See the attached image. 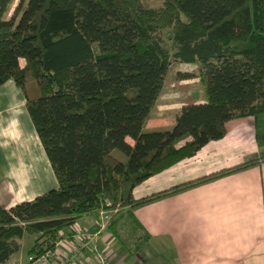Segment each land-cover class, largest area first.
<instances>
[{
	"label": "trees",
	"instance_id": "trees-1",
	"mask_svg": "<svg viewBox=\"0 0 264 264\" xmlns=\"http://www.w3.org/2000/svg\"><path fill=\"white\" fill-rule=\"evenodd\" d=\"M23 62V64H22ZM203 103L174 124L147 127L166 86L194 78ZM13 81L57 188L0 207V264L53 253L84 217L108 215L129 256L151 236L135 211L264 163V0H0V86ZM251 117L258 153L233 167L134 198L133 189ZM94 231H98L95 224ZM27 257V258H28Z\"/></svg>",
	"mask_w": 264,
	"mask_h": 264
},
{
	"label": "crops",
	"instance_id": "crops-1",
	"mask_svg": "<svg viewBox=\"0 0 264 264\" xmlns=\"http://www.w3.org/2000/svg\"><path fill=\"white\" fill-rule=\"evenodd\" d=\"M226 127L223 139L207 143L193 157L135 187L134 198L228 169L258 153L251 117L231 120ZM56 188L24 96L9 80L0 86V207L12 208ZM134 215L151 236L135 256L108 232H95L96 219L89 216L64 231L71 239L78 230L89 233L85 248L66 264H88L94 249L105 254L109 264H264V163L150 204ZM27 236L5 264H27L23 244L30 238L31 248L34 241ZM66 238L54 251L59 261L69 255Z\"/></svg>",
	"mask_w": 264,
	"mask_h": 264
},
{
	"label": "rangeland",
	"instance_id": "rangeland-1",
	"mask_svg": "<svg viewBox=\"0 0 264 264\" xmlns=\"http://www.w3.org/2000/svg\"><path fill=\"white\" fill-rule=\"evenodd\" d=\"M145 8H159L162 5V0H140ZM173 71H178L182 74H189L194 78L184 80L182 82H173V80L166 86L164 93L159 99L154 118L148 124L149 127H156V125L171 124V118H174L175 114L179 113L181 107L187 102H200L202 97V87L200 86L195 75L197 73V67L195 65L179 64L173 62ZM169 117V118H168ZM167 118V119H166ZM33 238V236H27ZM23 244L22 255H27V250L30 248L31 240L26 238ZM71 255V254H70Z\"/></svg>",
	"mask_w": 264,
	"mask_h": 264
},
{
	"label": "built area",
	"instance_id": "built-area-1",
	"mask_svg": "<svg viewBox=\"0 0 264 264\" xmlns=\"http://www.w3.org/2000/svg\"><path fill=\"white\" fill-rule=\"evenodd\" d=\"M108 220V215L104 212L100 213L99 216V222H96L98 226V231H105L106 230V222ZM77 234L73 239H64L69 242V248L68 251L69 255L64 256L61 261H59L53 253H48L46 255H43L41 257L35 258L33 256H29L27 258V264H66L70 259L78 256L82 250L85 248L86 244L85 241L89 237V233L87 231H77ZM63 242V239L59 241L56 245V248L60 247L61 243ZM56 250V249H55ZM94 257L93 260H89L88 264H109L108 258L105 254L102 252H99L97 249L93 250ZM71 254V255H70Z\"/></svg>",
	"mask_w": 264,
	"mask_h": 264
}]
</instances>
